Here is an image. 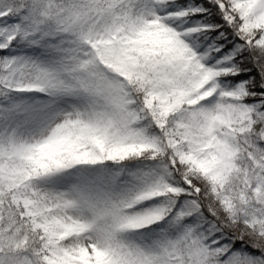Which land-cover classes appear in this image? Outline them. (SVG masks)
Instances as JSON below:
<instances>
[{"label":"rangeland","instance_id":"obj_1","mask_svg":"<svg viewBox=\"0 0 264 264\" xmlns=\"http://www.w3.org/2000/svg\"><path fill=\"white\" fill-rule=\"evenodd\" d=\"M226 1L222 11L237 16L240 34L264 42V0ZM190 8L139 0L79 18L57 0H0V41L13 34L39 38L7 44L0 59V181L11 204L20 203L44 231L45 264H264V252L227 247L189 198L163 214L169 185L164 158L187 166L189 185L195 186V172L221 180L234 163L236 127L252 122L245 81L219 75L221 68L224 75L239 73L231 51L200 36V20L187 14ZM168 30L180 52L156 68L154 81L183 106L156 120L163 151L120 169L118 160L139 155L148 137L142 119L123 102L125 82L104 46L124 47ZM220 92L227 93L228 104L214 123ZM169 121L178 137L168 134ZM98 125L126 139L104 148L96 164L88 161L87 141ZM250 143L242 184L248 192L239 212L253 220L264 217V140ZM101 162L113 164L109 176L120 181L116 187L103 188ZM152 212L154 228H143ZM19 244L0 208V264H37Z\"/></svg>","mask_w":264,"mask_h":264},{"label":"trees","instance_id":"obj_2","mask_svg":"<svg viewBox=\"0 0 264 264\" xmlns=\"http://www.w3.org/2000/svg\"><path fill=\"white\" fill-rule=\"evenodd\" d=\"M60 1L71 9L83 10L82 8L85 6L95 8L106 3H119L125 0ZM197 1L195 0L194 3L195 10L202 9L204 11L195 14L202 17L204 22H209L212 27L211 31L206 29H202V31L215 33L222 47L230 48L233 51V58L241 70L237 77L245 80L249 93L247 100L251 101L253 105V122L249 130L236 131L238 145L235 163L223 179H208L202 173L195 172L193 173L195 186L188 185L184 179L185 175L189 173L187 166L176 163L169 168L174 184L170 191L175 197L180 195L194 197L198 203L201 217L217 228L219 235L227 240L229 246L258 254L264 252V242H262V240L264 241V217L247 219L239 212V207L245 201L248 192L246 188L242 187V184L244 180L243 167L250 162L252 151L250 141L264 138L262 130L264 125V42L257 45L260 37L259 40L248 42L238 31L239 21L237 19L225 20L216 3L199 0L201 3L198 4ZM174 46L173 38L156 35L135 43L128 59L119 57L122 60L121 67L124 76L130 83L127 95L133 100L134 110L144 116L146 130L150 137V143L146 150L139 157L128 155L121 158L123 164H132L145 158L162 145V138L158 135V129L153 120L161 115H169L172 110L171 103L168 100L163 102L162 94L151 87L150 77L142 74L138 69L134 70V66L137 64L136 60L156 59L162 56L164 59H168ZM2 53L3 50L0 48V55ZM169 133L176 135L170 128ZM103 135L102 129H99L97 134L91 138L90 145H102ZM114 141L118 142L119 138L114 137ZM92 158L95 157L92 156ZM261 184L258 183L254 189L256 197H258L257 193L260 191ZM0 199H9V193L2 185H0ZM21 211L22 208L18 206L9 212L11 223L23 236V242L27 249L36 256L38 261L42 262L40 249L42 231L34 227L27 216L20 215ZM247 229L251 232H245Z\"/></svg>","mask_w":264,"mask_h":264}]
</instances>
